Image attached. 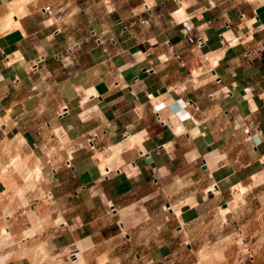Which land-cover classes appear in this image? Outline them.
I'll use <instances>...</instances> for the list:
<instances>
[{
	"label": "crops",
	"instance_id": "1",
	"mask_svg": "<svg viewBox=\"0 0 264 264\" xmlns=\"http://www.w3.org/2000/svg\"><path fill=\"white\" fill-rule=\"evenodd\" d=\"M259 45L264 0H0V264H75L78 249L86 264H177L185 226L219 206L255 235L232 264H264ZM127 135L142 145H119L111 170ZM235 184L249 187L227 204Z\"/></svg>",
	"mask_w": 264,
	"mask_h": 264
},
{
	"label": "rangeland",
	"instance_id": "2",
	"mask_svg": "<svg viewBox=\"0 0 264 264\" xmlns=\"http://www.w3.org/2000/svg\"><path fill=\"white\" fill-rule=\"evenodd\" d=\"M11 5L12 7H14L13 4ZM8 9L9 8L5 10V13L8 11ZM125 24L128 25L129 23L125 22ZM57 139L61 141V145H64V142L67 140V137L64 136V133L62 131L57 130ZM121 144L124 145L125 144L124 141L121 142L119 145ZM119 145L114 146V153L112 152V150L109 152V148L107 149V152L105 154L109 152L107 155L108 159H113L115 157L118 159V157L120 156L119 152L117 155V151H118L117 148ZM59 150L60 149L58 147H55L54 149H52L51 151L52 157H51V154H49L48 160H51L53 163H55L58 159H60ZM54 153H55V156H54ZM16 158L14 157V159ZM45 158L47 157L46 156L43 157V161L47 160V159L44 160ZM39 162H40L39 159L35 161V163H37L36 165L37 167H40ZM26 164H28V162ZM47 165L49 164L47 163ZM52 165L53 164H51V166ZM14 167H16V165ZM27 168L29 170H32V172L30 173H33V169H36L35 166L30 167L28 165H27ZM27 168L26 169L22 168L23 169L22 170L16 167V169L20 170V172H23L25 183H28L30 182L31 179H33L31 178L32 177L31 174L27 173ZM43 170L44 168H41L40 172H42ZM263 172L264 170L254 175L256 183L264 180ZM42 173L39 175L40 177L42 176ZM39 176L38 178H40ZM260 178L261 180H259ZM211 186H214V185H211ZM245 186L249 187L248 185H245ZM245 186L243 184H235L234 187H237V188L235 189L233 188L231 194H229V196L227 197L226 199L227 204L234 198L235 192H238V188L240 189V193L237 195V198L235 199V204H240L241 201L239 200L242 198V194H243L242 192L247 189ZM250 197H251V203L254 206L259 205L262 199H264V196H260V197L250 196ZM181 206L182 205L178 206L177 208L181 209ZM227 208H229V206ZM224 209L225 208H223V206H219L216 209V211L208 215H205L204 217H201L200 219L195 220L187 224V226H185L183 237L185 238V241L187 242V245L189 246V250L187 251L190 252V255L182 256L181 260L178 261L177 264H232L235 262V259H236V256L234 254L247 247L245 244L246 241H248L249 238H252L251 239L252 241L255 240V235L249 232V227L242 226L241 231L238 230V228L236 227L237 225H234L232 223V220L234 218L230 217L229 213L228 215L226 214V217H227L226 219L228 221V224H226L225 226V223H222V219L225 218ZM233 209H238V208L235 206ZM230 213H233V212H230ZM248 214H249V211L247 210L241 213L243 217H246ZM233 215L234 217H236V215L238 216V213H233ZM252 226L253 225H251V228L257 227L256 224L253 227ZM247 244L249 247V243ZM43 250L45 251V249ZM75 264H78V263H75Z\"/></svg>",
	"mask_w": 264,
	"mask_h": 264
},
{
	"label": "bare ground",
	"instance_id": "3",
	"mask_svg": "<svg viewBox=\"0 0 264 264\" xmlns=\"http://www.w3.org/2000/svg\"><path fill=\"white\" fill-rule=\"evenodd\" d=\"M15 14H16V17H18V13L17 12H14ZM20 15H21V13H20ZM217 57V56H216ZM211 58V57H210ZM210 61H211V59H210ZM209 64V63H208ZM192 130V129H191ZM142 135V134H141ZM141 135H127L126 137H125V140H124V143H125V146L126 147H130L131 145H133V144H140V145H142V142H141V140L143 139L142 137L143 136H141ZM119 145V144H118ZM122 145V144H121ZM126 147H124V148H126ZM117 155H118V152L121 154V151H122V148H119V146H118V148H117ZM116 155V156H117ZM218 153L217 152H215V151H212V152H210L209 153V155L207 156V159H208V162H213V161H215L217 158H218ZM118 157V156H117ZM118 159H122L123 160V158H122V156L120 155L119 157H118ZM118 159L115 157V158H113V159H110L109 160V167H110V169L112 170V169H115V168H117V167H119V163L117 164V162H119L118 161ZM47 160H48V157H47ZM121 160V161H122ZM40 164V167L41 168H44V173L42 174V176H44V175H46V174H49L52 170L50 169V166L49 165H47V163L45 162V161H41L40 160V162H39ZM49 164V163H48ZM24 165H26L25 163H24ZM53 166V165H52ZM38 168V167H37ZM54 169V168H53ZM109 170V169H108ZM30 172H31V170H29ZM41 171V170H40ZM39 173V172H38ZM41 173V172H40ZM34 174V173H33ZM263 174H264V172H263ZM34 176H36V173H35V175ZM263 176V175H262ZM31 177V176H30ZM40 177V176H39ZM36 178V177H35ZM259 180H261V178L259 179ZM31 181V180H30ZM34 182V181H33ZM33 184V183H32ZM243 188V187H242ZM211 189V191H214L215 190V187L214 186H211L208 190H210ZM188 201H190V200H188ZM190 206H191V204H189ZM172 207V206H171ZM133 208V207H132ZM181 208H182V206H181ZM185 208V207H184ZM229 208H225L224 210H225V212L228 210ZM145 210V209H144ZM173 210H175L176 212H180V210L181 209H179V208H177V207H175V206H173ZM174 211V212H175ZM146 212V211H145ZM145 214V213H144ZM60 220V219H59ZM44 249V248H43ZM47 250V249H46ZM79 251H77L76 253H74L75 255H74V258H75V262L76 263H78V264H86V261H85V259L82 257V255H81V253H82V251L80 252V249H78ZM72 256V255H71ZM105 256V255H104ZM108 259V258H107ZM61 261H62V259H61ZM106 261V260H105ZM108 261V260H107ZM103 262H104V258H101L100 259V263L99 264H103Z\"/></svg>",
	"mask_w": 264,
	"mask_h": 264
},
{
	"label": "built area",
	"instance_id": "4",
	"mask_svg": "<svg viewBox=\"0 0 264 264\" xmlns=\"http://www.w3.org/2000/svg\"><path fill=\"white\" fill-rule=\"evenodd\" d=\"M43 8H44V10H46L47 12H50V10H51V8H50L49 5H46V6H44ZM141 20H142V19H141ZM141 20H140V21H141ZM132 23H133V22H130V24H132ZM198 42L201 44V43H202V39L199 38V39H198ZM77 45H78V43H73V47H76ZM68 48H69L70 51L73 50V48L70 47V46H69ZM262 49H264V46L259 45V46L254 47L253 50L249 49L248 52H249V53H250V52H257V51H260V50H262ZM249 53H247V54H249ZM66 111H67V106H66V105H62V107H61V112L64 113V112H66ZM86 141H87V143H88L89 145L93 146L92 135L87 136V137H86ZM65 163H66L67 166H71L70 157H67V158H66ZM109 207H110L111 209L114 208L113 205H111V204H109ZM71 253H72V252H71ZM71 255H72V254H71Z\"/></svg>",
	"mask_w": 264,
	"mask_h": 264
},
{
	"label": "water",
	"instance_id": "5",
	"mask_svg": "<svg viewBox=\"0 0 264 264\" xmlns=\"http://www.w3.org/2000/svg\"><path fill=\"white\" fill-rule=\"evenodd\" d=\"M167 206H169V203L167 204Z\"/></svg>",
	"mask_w": 264,
	"mask_h": 264
}]
</instances>
